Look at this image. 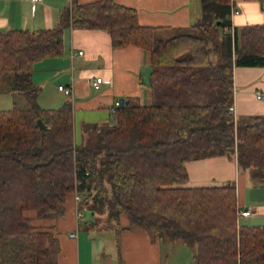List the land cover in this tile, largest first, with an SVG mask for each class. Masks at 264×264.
Masks as SVG:
<instances>
[{
  "label": "trees",
  "instance_id": "1",
  "mask_svg": "<svg viewBox=\"0 0 264 264\" xmlns=\"http://www.w3.org/2000/svg\"><path fill=\"white\" fill-rule=\"evenodd\" d=\"M200 5L192 23L158 39L116 0H72L55 26L0 30V87L8 80L28 102L0 109V264H57V235L41 222L62 215L73 191L100 228L180 240L195 264H264V225L237 224L235 183L188 185L185 165L234 155L264 181V114L229 112L233 68L264 66V19L233 25L231 0ZM69 26L105 29L113 47L150 55V102L125 97L113 123H83L80 143L71 101L41 107L31 79L37 60L61 54Z\"/></svg>",
  "mask_w": 264,
  "mask_h": 264
},
{
  "label": "crops",
  "instance_id": "2",
  "mask_svg": "<svg viewBox=\"0 0 264 264\" xmlns=\"http://www.w3.org/2000/svg\"><path fill=\"white\" fill-rule=\"evenodd\" d=\"M72 0H0V30L26 28L37 30L55 26L59 11ZM80 3L92 0H76ZM134 7L139 23L157 26L164 35L192 23L201 12L200 0H116ZM238 13L231 15L233 25L261 22L264 11L256 0H231ZM63 48L57 56L37 60L31 79L38 88L37 103L43 108L59 107L69 99L72 122L113 123L110 108L120 97L132 96L150 102L149 52L137 45L113 47L105 29L66 27ZM81 50V53L78 51ZM100 76L98 88L92 81ZM59 84L71 85L70 94L60 93ZM10 93H18L9 90ZM263 92L262 98L255 96ZM22 95V94H21ZM235 117L264 114V66L233 68ZM74 124V123H73ZM75 135V134H74ZM82 135V134H81ZM76 137V136H75ZM188 185H214L233 181L236 203L251 214L237 220L238 225H264V181L239 169L234 155L215 154L188 160ZM54 230L59 241L57 264H195L192 248L180 240H159L144 230L100 228L91 218L76 217L73 193L66 196L64 212L41 222ZM121 217V225H127ZM74 232L75 235L70 234Z\"/></svg>",
  "mask_w": 264,
  "mask_h": 264
},
{
  "label": "rangeland",
  "instance_id": "3",
  "mask_svg": "<svg viewBox=\"0 0 264 264\" xmlns=\"http://www.w3.org/2000/svg\"><path fill=\"white\" fill-rule=\"evenodd\" d=\"M174 33V32H173ZM172 35V34H170ZM170 35H164L162 33H159L158 31L154 33V39L162 38V37H168ZM60 93L63 94V91H60ZM18 105L20 107H25L27 105V99L20 94L10 93L8 89V80H4L0 87V109H8L11 108L13 105ZM73 127H74V134H75V141L77 143H80L82 140V125L80 122L77 121V118L75 121H73ZM241 170V168H239ZM243 170V169H242ZM83 214L85 218L91 217L90 211L87 209V207L83 208Z\"/></svg>",
  "mask_w": 264,
  "mask_h": 264
},
{
  "label": "built area",
  "instance_id": "4",
  "mask_svg": "<svg viewBox=\"0 0 264 264\" xmlns=\"http://www.w3.org/2000/svg\"><path fill=\"white\" fill-rule=\"evenodd\" d=\"M31 1L34 2V1H37V0H31ZM236 13H238V9L231 6L230 15H233V14H236ZM78 53H81V50H79ZM100 81H101V77L100 76L95 77L93 79V81H92L93 87L94 88H98ZM57 88L62 90L65 94H70L72 92V86L71 85L65 86L63 84H59L57 86ZM255 96L257 98H262L263 97V92L257 91ZM229 112H231L233 114L234 118H236L235 117V107H234L233 103L229 106ZM110 115H111V117H114V115H115V105L110 108ZM73 198H74V202H75L76 217H80L82 215V211L79 209V202L81 200V195L77 191H73ZM250 214H251V210L249 208H239V207H237L236 220H238L242 216H247V215H250ZM70 235L74 236L75 233L72 232Z\"/></svg>",
  "mask_w": 264,
  "mask_h": 264
},
{
  "label": "water",
  "instance_id": "5",
  "mask_svg": "<svg viewBox=\"0 0 264 264\" xmlns=\"http://www.w3.org/2000/svg\"><path fill=\"white\" fill-rule=\"evenodd\" d=\"M123 103V97H120L118 102H117V105H121ZM37 123L39 124V127L44 129L45 128V125L42 123L41 119H38L37 120Z\"/></svg>",
  "mask_w": 264,
  "mask_h": 264
}]
</instances>
